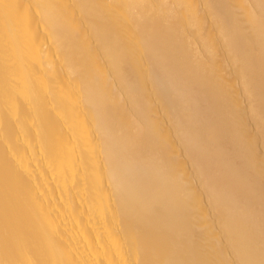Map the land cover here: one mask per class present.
Here are the masks:
<instances>
[{
  "label": "bare ground",
  "instance_id": "obj_1",
  "mask_svg": "<svg viewBox=\"0 0 264 264\" xmlns=\"http://www.w3.org/2000/svg\"><path fill=\"white\" fill-rule=\"evenodd\" d=\"M257 99L264 0H0V264H264Z\"/></svg>",
  "mask_w": 264,
  "mask_h": 264
},
{
  "label": "rangeland",
  "instance_id": "obj_2",
  "mask_svg": "<svg viewBox=\"0 0 264 264\" xmlns=\"http://www.w3.org/2000/svg\"><path fill=\"white\" fill-rule=\"evenodd\" d=\"M248 3H250V2H248ZM226 71L227 72H230L231 71V69L230 68H227L226 69ZM229 74V73H228ZM158 75H156V77H157ZM233 88H236V89H238V94H239V96H238V101L241 103V106L243 105V112H244V114H246V118H249V108H250V105H249V101H248V99H247V97H246V95L242 92V85L240 84V82H238V81H234V86H233ZM186 95H184V97H185ZM242 101V102H241ZM253 102H255L254 103V106H255V109L256 110H258L257 112L259 113L258 115H259V117H260V119L262 118V119H264V108H258V106H259V100L257 99V100H255V101H253ZM258 103V104H257ZM200 104L202 105V106H206L207 105V103L206 102H200ZM258 105V106H257ZM257 107V108H256ZM168 126V124L166 125V127ZM255 127V125L252 123V125H251V127H250V129L248 130V132H247V134H246V137H249V136H257V137H261L262 138V135L261 134H257V129H256V127ZM255 133V134H254ZM262 150H261V152H260V154H258V151L259 150H254V155H256L257 157H259V156H263L264 157V146L261 148ZM220 237L221 238H223V236L222 235H220ZM219 251L220 252H224L225 251V246L224 245H221L220 247H219ZM228 258L229 259H231V258H233V256H231V255H228Z\"/></svg>",
  "mask_w": 264,
  "mask_h": 264
}]
</instances>
